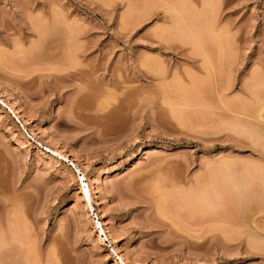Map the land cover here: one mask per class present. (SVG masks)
Here are the masks:
<instances>
[{"label":"rangeland","instance_id":"rangeland-1","mask_svg":"<svg viewBox=\"0 0 264 264\" xmlns=\"http://www.w3.org/2000/svg\"><path fill=\"white\" fill-rule=\"evenodd\" d=\"M263 136L264 0H0V264H264Z\"/></svg>","mask_w":264,"mask_h":264},{"label":"bare ground","instance_id":"bare-ground-1","mask_svg":"<svg viewBox=\"0 0 264 264\" xmlns=\"http://www.w3.org/2000/svg\"><path fill=\"white\" fill-rule=\"evenodd\" d=\"M176 11V10H175ZM180 11V10H179ZM179 11H177V12H179ZM180 14V13H179ZM181 15H182V12H181ZM176 16H178V13H177V15H175V19H176ZM180 17H183V16H180ZM174 18V17H173ZM179 19V18H178ZM174 21V20H173ZM175 21H177V20H175ZM181 21V20H180ZM184 22V21H183ZM173 23V22H172ZM175 23V22H174ZM180 23V22H179ZM182 23V22H181ZM175 24H178V23H175ZM171 25H173V24H171ZM173 26H176V25H173ZM180 27H182V25H180ZM188 28H189V26H188ZM170 29V28H169ZM176 29V28H175ZM178 30V29H177ZM184 30V29H183ZM186 30V29H185ZM171 32H173L172 31V27H171ZM188 32V31H187ZM177 33V32H176ZM180 33H181V31H180ZM186 33V32H185ZM176 35V34H175ZM179 36V35H178ZM72 75V74H71ZM73 75H74V73H73ZM174 83V82H173ZM172 83V84H173ZM175 84V83H174ZM176 85V84H175ZM174 86V85H173ZM172 85H170V87L169 86H167L168 88H171V87H173ZM176 87H178V85L176 86ZM168 88H167V90L166 91H168ZM179 88V87H178ZM177 88V89H178ZM170 90H172V89H170ZM164 91V94H165V89L163 90ZM167 96V95H166ZM164 98H166V97H164ZM186 98V97H185ZM187 100H188V98H186ZM167 101V103H168V96H167V99H164V101ZM186 100V101H187ZM189 101V100H188ZM166 103V102H165ZM170 105L172 104V102L171 103H169ZM168 104V105H169ZM172 105H175V104H172ZM174 107V106H173ZM176 107V106H175ZM174 107V108H175ZM171 110V112H172V108L170 109ZM176 110V109H175ZM177 111V113H178V110H176ZM175 112V111H174ZM263 116V115H262ZM261 116V117H262ZM178 117V116H177ZM258 118H260V117H258ZM179 119H180V117H179ZM255 128H257V127H255ZM254 130V129H253ZM262 130V129H261ZM260 130V131H261ZM257 131V130H256ZM250 132V131H249ZM251 133V132H250ZM253 133V132H252ZM260 133V132H259ZM253 135V134H252ZM255 135H256V133H255ZM257 136H259V134L257 135ZM256 136V137H257ZM264 137V136H263ZM262 138V137H261ZM260 140V139H259ZM262 140H264L263 138H262ZM262 140H260V142L262 141ZM258 141V140H257ZM259 142V141H258ZM258 145V144H257ZM260 145V144H259ZM264 145V144H263ZM260 147V146H259ZM263 147V146H262ZM263 153V152H262ZM263 156V155H262ZM216 161H214V163H215ZM222 162H223V160H222ZM221 162V163H222ZM225 162V161H224ZM214 163L212 164L211 163V165H214ZM220 163V162H219ZM218 163V164H219ZM248 163V162H247ZM246 163V164H247ZM209 164H210V161H209ZM217 164V165H218ZM223 164V163H222ZM208 164H206V166H207ZM225 165V164H224ZM228 165H230V163H227V165L225 166V167H228ZM222 166V165H221ZM230 166H233L232 164L230 165ZM211 167V166H210ZM209 167V168H210ZM224 167V168H225ZM245 167V166H244ZM247 167V169H248V167H249V165H247L246 166ZM208 167H207V169H209ZM218 168V170L220 169V166H218L217 167ZM241 168V167H240ZM214 169V168H213ZM222 169H223V167H222ZM221 169V170H222ZM228 169V168H227ZM242 169V168H241ZM216 169H214V171L213 170H210V172L211 171H213L211 174L213 175L214 173L216 174V171H215ZM225 170V169H224ZM235 170V169H230V172H228V171H219V173H217L218 175H220V173L221 172H223V174L225 175V178H226V180L228 179V181L226 182V180H224L225 181V184H226V186H228V187H230L231 188V190L233 191V189H234V193L235 192H237L238 190H239V187H241L240 185H239V181H238V179L239 178H237L238 176H239V174L238 175H235L234 176V174L235 173H238L236 170H235V172H233V171ZM218 172V171H217ZM228 172V174L230 173H232L233 172V176H232V174L231 175H229V177H228V175H226V173ZM210 174V173H209ZM217 174L214 176V181L216 180L215 179V177L217 176ZM222 174V173H221ZM211 175V178L213 177ZM223 175V176H224ZM237 176V177H236ZM217 178V177H216ZM240 178H241V176H240ZM242 178H243V176H242ZM218 179V178H217ZM219 180V179H218ZM196 181V180H195ZM200 181V180H199ZM197 182V181H196ZM201 183H203L202 181H200ZM200 182H199V184H200ZM216 182V181H215ZM248 182V181H247ZM224 183V182H223ZM223 183H221V184H223ZM213 184V183H212ZM248 184V183H247ZM196 185H198V182L196 183ZM193 186V187H191V188H189L187 191L191 194V196L192 197H194V198H196V200H198V201H200L199 203H202V201L204 202V203H214L216 200H215V198H216V194L215 193H217V192H214V188H212V186H210V184H209V186L211 187V191H210V188H208L209 186H207V185H204V184H201V185H198V186ZM203 185V186H202ZM242 185V184H241ZM207 187V188H206ZM217 187H218V185H217ZM219 188H220V186H219ZM222 188H223V186H222ZM247 188V187H246ZM262 188H263V186H262ZM209 189V190H208ZM244 189H245V186H244ZM222 190V189H221ZM216 191V190H215ZM226 191V190H225ZM243 191V190H242ZM247 191H249V190H247ZM89 192H90V190H89V188H87L86 189V191H85V193L87 194V199H88V202L90 203L91 202V196H90V194H89ZM237 193H239V192H237ZM244 193H245V191H244ZM189 194V195H190ZM226 195H227V193H226ZM237 195H239V194H237ZM237 195H235V196H237ZM187 196H188V194H187ZM234 196V195H233ZM240 196V195H239ZM241 196H242V193H241ZM240 196V197H241ZM185 197V196H184ZM215 197V198H214ZM229 197V196H228ZM231 197V196H230ZM218 198V197H217ZM234 198V197H233ZM191 199V198H190ZM189 199V200H190ZM232 199V198H231ZM237 199H238V197H237ZM243 199H245L244 197H243ZM240 200V199H239ZM188 201V200H187ZM191 201H194V200H192L191 199ZM235 201H236V199H235ZM242 201V200H241ZM190 202V201H189ZM245 202V201H244ZM203 203V204H204ZM241 203V202H240ZM239 203V204H240ZM207 205V204H206ZM262 233V232H261ZM1 254H3V253H0V255ZM1 262V261H0Z\"/></svg>","mask_w":264,"mask_h":264}]
</instances>
